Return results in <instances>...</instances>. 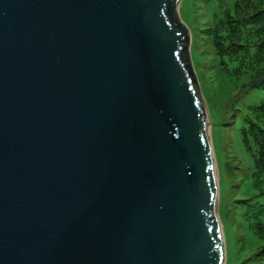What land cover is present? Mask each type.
Segmentation results:
<instances>
[{"label": "water", "instance_id": "95a60500", "mask_svg": "<svg viewBox=\"0 0 264 264\" xmlns=\"http://www.w3.org/2000/svg\"><path fill=\"white\" fill-rule=\"evenodd\" d=\"M181 1L0 0V264H226Z\"/></svg>", "mask_w": 264, "mask_h": 264}, {"label": "rangeland", "instance_id": "374dc122", "mask_svg": "<svg viewBox=\"0 0 264 264\" xmlns=\"http://www.w3.org/2000/svg\"><path fill=\"white\" fill-rule=\"evenodd\" d=\"M178 10L191 32V55L193 53L196 58L192 56L193 66L210 120L218 173V211L227 250L226 264H250L253 252L248 242L251 237L243 227L241 207L252 201V180L248 174H251L249 168L253 161L242 141L240 128L243 123H236V119L238 115L240 119L248 106L263 103L264 90L242 91L236 87L239 80L234 76L224 74L225 79L219 77V65L206 44L205 29L211 16L205 0H182Z\"/></svg>", "mask_w": 264, "mask_h": 264}, {"label": "trees", "instance_id": "16d2710c", "mask_svg": "<svg viewBox=\"0 0 264 264\" xmlns=\"http://www.w3.org/2000/svg\"><path fill=\"white\" fill-rule=\"evenodd\" d=\"M205 1L211 16L206 44L219 65V77L234 76L242 91L264 90V0ZM240 116L236 123H243L242 141L253 161L248 174L252 201L241 207V217L251 237L250 264H264V101Z\"/></svg>", "mask_w": 264, "mask_h": 264}, {"label": "bare ground", "instance_id": "6f19581e", "mask_svg": "<svg viewBox=\"0 0 264 264\" xmlns=\"http://www.w3.org/2000/svg\"><path fill=\"white\" fill-rule=\"evenodd\" d=\"M177 10H178V7H177ZM209 129H210V122H209ZM215 170H216V180H217V184H218V173H217V168H216V162H215ZM221 228H222V226H221ZM223 237H224V234H223Z\"/></svg>", "mask_w": 264, "mask_h": 264}]
</instances>
